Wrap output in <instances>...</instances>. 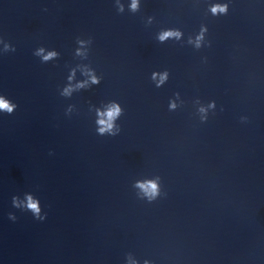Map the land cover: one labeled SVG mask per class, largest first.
<instances>
[{"label":"clouds","instance_id":"obj_1","mask_svg":"<svg viewBox=\"0 0 264 264\" xmlns=\"http://www.w3.org/2000/svg\"><path fill=\"white\" fill-rule=\"evenodd\" d=\"M117 10L120 13L124 12V5L120 2V0H116ZM129 10L132 13H136L140 10V0H131L129 5ZM209 12L213 16L226 15L229 10V6L227 3H212L209 5ZM152 17L148 18V23H152ZM208 29L206 26H201L199 33L195 35V37L189 36L187 43L193 45L196 49L202 47L205 41V34ZM183 37V32L179 29L169 28L163 29L157 34V40L160 43H164L168 40H176L179 41ZM91 39L83 40L77 38V44L79 47L75 50V55L82 59H87L88 55V46L91 44ZM0 43H3V51H15V48L9 43L0 40ZM87 46V47H85ZM34 55L41 58L43 63H47L53 61L59 57V53L56 50H46L44 47H40L36 49ZM82 75L86 76L87 79L78 81L75 86L71 83L75 77V68L70 70V73L67 77L68 83L62 89L61 95L64 97H71L73 92L80 91L82 89H88L92 85H99L101 82V78L95 74V70L91 67L87 66L86 71L82 72ZM169 77V73L167 70L163 72H153L151 75V79L155 82L157 88L163 86ZM176 98L179 99V93H176ZM197 104H200V101H196ZM178 107V104L175 100H171L169 102V110H175ZM216 107L215 101L209 102L207 106L201 105L198 108V113L200 114L201 120L207 119V113L210 109H214ZM17 108V105L5 98L3 95H0V112L7 113L11 115ZM73 110V106H69L67 109L68 113H71ZM96 131L100 136H116L121 131L119 125L116 124V121L123 114V109L118 102L111 101L104 105L102 108H96ZM246 118L242 117V120ZM133 187L137 189V195L146 199L148 202H152L156 200L161 195V184L160 177L156 176L152 179H143L137 180L134 182ZM12 205L13 207L25 211H29L32 215L39 220H44L46 214H42V208L40 205V201L37 197H35L31 193H25L23 199L19 196L12 197ZM9 218L15 220L16 217L14 214L10 213ZM132 255L129 254L127 256V261ZM144 264H150V261L145 260Z\"/></svg>","mask_w":264,"mask_h":264}]
</instances>
